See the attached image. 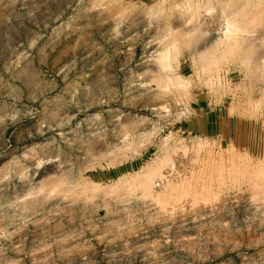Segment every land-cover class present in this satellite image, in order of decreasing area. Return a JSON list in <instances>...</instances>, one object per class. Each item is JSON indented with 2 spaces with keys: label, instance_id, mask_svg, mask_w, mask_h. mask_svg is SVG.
I'll return each instance as SVG.
<instances>
[{
  "label": "rangeland",
  "instance_id": "rangeland-1",
  "mask_svg": "<svg viewBox=\"0 0 264 264\" xmlns=\"http://www.w3.org/2000/svg\"><path fill=\"white\" fill-rule=\"evenodd\" d=\"M37 1L0 0V264H264V0L217 82L226 0Z\"/></svg>",
  "mask_w": 264,
  "mask_h": 264
},
{
  "label": "bare ground",
  "instance_id": "bare-ground-1",
  "mask_svg": "<svg viewBox=\"0 0 264 264\" xmlns=\"http://www.w3.org/2000/svg\"><path fill=\"white\" fill-rule=\"evenodd\" d=\"M38 1L36 3H38ZM251 1L252 0H226L224 3L219 5L217 12L219 14V19H221V26L219 28L221 30H219L220 33L216 34V37L210 35L209 31L196 30L194 35L195 38L189 46V59L192 67H195L198 71L197 74L207 75L211 78V81H219L218 72L220 61L227 56L228 53H232V51L236 48L238 34L242 32L243 29H246L248 25V23H246V18L250 17V15H247L248 12H246V9L249 6L248 3ZM255 16L256 15H252L253 18ZM172 77L168 76L167 82H170V78L172 79ZM213 77L214 79H212ZM158 85L160 87H164L166 85V81L164 79L160 80L158 81ZM128 146L124 147L123 150L125 151Z\"/></svg>",
  "mask_w": 264,
  "mask_h": 264
}]
</instances>
